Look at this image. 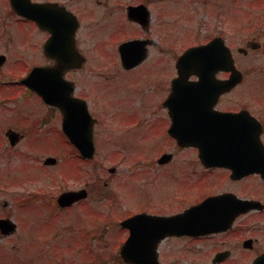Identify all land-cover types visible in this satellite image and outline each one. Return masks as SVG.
<instances>
[{"label": "rangeland", "instance_id": "rangeland-1", "mask_svg": "<svg viewBox=\"0 0 264 264\" xmlns=\"http://www.w3.org/2000/svg\"><path fill=\"white\" fill-rule=\"evenodd\" d=\"M152 17L148 31L154 42L148 50L150 59L126 71L118 58L114 61L105 56L106 59L90 61L76 76L78 90L96 118V154L92 161H81L69 146L62 152H50L58 158L53 166H42L40 160L49 152L31 150L26 142L21 149L0 151V216L14 219L18 226L14 235L0 238V264H53L55 260L59 264L57 256L63 258L64 264H122L118 249L128 232L119 221L138 212L143 203L173 192L170 179L167 180L173 178L172 174L162 180V173L158 175L148 163L145 165L146 159L153 160L164 138L163 123L151 122L152 115L148 113L166 86L172 55L180 54L187 46L222 36L245 77L223 102L227 106L257 107L264 118V0H176L172 12L153 13ZM122 32L114 28L110 36L120 33L118 40L144 35L143 30L133 27ZM88 39L97 41L96 36ZM247 42L258 45L251 48ZM239 47L245 48L246 54L239 53ZM102 49L111 52L105 45ZM155 59L163 60L161 70ZM2 118H6L4 114ZM2 122L8 124L9 120ZM2 130L0 125V143ZM53 137L50 130L42 129L33 139H47L49 150ZM28 150L31 151L25 155ZM113 166L115 171L110 172ZM163 176L167 177V173ZM81 186L89 192L85 200L58 215V211L52 212L53 201L48 202L47 196ZM34 191L45 192L42 199L51 205L43 202L41 211L39 207H19L18 199L29 197ZM189 193L180 190L179 197H190ZM174 201H163L164 210L180 207L184 202L183 198ZM45 219H49L48 226L40 221ZM250 223L251 220L240 222ZM59 229L62 236L50 241L49 236ZM181 243L173 238L160 242L162 264H211L212 250L194 246L185 251ZM241 248V244L235 248L230 259L233 262L228 264H250L251 253Z\"/></svg>", "mask_w": 264, "mask_h": 264}, {"label": "flooded vegetation", "instance_id": "flooded-vegetation-1", "mask_svg": "<svg viewBox=\"0 0 264 264\" xmlns=\"http://www.w3.org/2000/svg\"><path fill=\"white\" fill-rule=\"evenodd\" d=\"M175 2L176 0H0V125L3 126V142L0 143V151H11L18 147L21 149L27 143L31 150L36 148L40 150V153L49 152L47 156L45 154V157L40 160L42 166H53L58 162V158L51 155L50 152H62L65 151V147L69 146L71 152L78 155L80 160L83 161L79 149L70 142L63 129V110L44 102L36 91L22 83L23 78L36 68L54 66L58 59L69 60L71 65L68 70L62 73V76L72 82L74 88L72 97L84 98L78 90L76 76L85 70L88 63L106 59L105 56L114 60L118 58L120 61V54L114 52L116 49L115 40L120 33L111 37L110 31L114 28L123 32L130 27L141 29L144 31V35L134 36V38L151 41L148 45L149 50L154 45L153 39L148 33L153 23L152 14L165 11L172 12ZM106 29L107 31H104ZM94 36L97 37L96 42L88 39V37ZM104 45L106 50L111 52H103L102 47ZM147 56L148 52L143 61L149 58ZM178 56L176 53L172 55L170 73L166 86L163 88L164 91L162 90L156 105L149 112L152 115L150 117L151 122L159 120L163 123L164 138L156 149L153 160L146 159L145 163V165L148 163V166H151L150 169L156 170L158 175L162 173L160 175L162 180L172 174L173 178L167 180L170 179L168 184L172 185L170 188L174 195L171 196V194L167 197L168 192L160 199L154 198L149 203H143L138 212L161 216L172 215L202 202L207 197L225 193L254 202L250 210L235 218L232 227L228 230L164 238L182 240L181 245L184 246L183 250L185 251L194 248V246L212 250L211 264L233 262L230 259L234 250L241 244L242 251L251 253L249 256L251 257L250 264H252L254 259L264 252V179L256 171H250V173L240 178H234L231 175L230 167L217 165L214 162H237L239 167L248 170V159H245V156L251 155L252 162L254 158L261 160L258 155V147H254L253 144L249 146L248 144L247 148L240 150L208 149L209 154L218 155L220 158L218 160L210 158L205 161L201 157L202 152L205 150L182 146L174 136L168 133L173 118L178 119L179 116L185 117V121H188L187 126H190L183 127V132L196 129L206 130L207 140H219L218 132L223 129L216 121L217 114L207 109L208 102L203 105L206 107L205 109L198 110L189 109L195 105L192 103L184 104L182 110L176 108V101L171 102V109L169 103H166L165 99L171 92V82L178 74L176 65ZM155 61L160 63L157 69L161 70L163 60L155 59ZM237 67L241 69L239 65ZM40 72H44V70H40ZM90 72L92 71L90 70ZM227 76L228 72L225 71L216 73L217 78L225 79ZM190 78L195 80L196 76L191 75ZM244 80L245 77L242 81ZM239 85L240 83L235 85L229 92L221 94L214 103L213 108L216 111L232 113L242 111L243 113L238 119H250L252 116L260 120L257 107L242 104L227 106V103L223 102L224 98ZM197 106L202 105L198 104ZM2 114L6 118H2ZM69 114L73 117L75 112L71 110ZM2 120H9V123L4 124ZM190 121H192V124ZM194 123H196V126L193 125ZM42 129L50 130L54 136L49 150H46L48 147L47 139H33L34 136L39 135ZM174 129L179 130L178 127ZM10 131L14 132V137H12ZM261 139L264 144V132L261 134ZM31 150L26 151L25 155ZM227 155L236 156V158L226 160ZM46 158H54L53 163L45 164ZM166 167H168V170L165 169ZM109 171L114 172L115 167H110ZM166 173L167 177H164L163 175ZM223 183L230 186L225 187ZM82 189H85L88 197L87 187L81 186L63 190L55 196H47V201H53V205L42 199L45 192L36 193L35 191V193L32 192L31 195H28L29 197L18 199L17 204L19 207L32 206V209L39 207L41 211L42 203L44 202L45 205L48 203L54 208L52 212L58 211V215L59 211L77 206L87 198H76L69 206L63 207L59 205V196L67 191L78 192ZM180 190L183 192L189 190L190 197H179ZM172 197L175 201L171 199ZM180 198L184 200L180 207L164 210V203L170 201L177 203ZM163 201L164 203H162ZM132 214L134 213L127 214L123 218ZM12 220L16 225L15 229L8 234L0 232V238H8L15 234L18 226L17 222L14 219ZM107 220V222H110L111 218H107ZM243 220H251L252 223L240 224ZM40 221H45L44 224L47 226L50 223L49 219ZM110 223L112 224V222ZM56 224L58 226V223ZM123 228L128 232L127 238L131 230ZM61 236L62 231L59 229L54 235L49 236V240ZM125 239H123V242ZM246 239H249L248 242H246ZM160 242L157 243V252ZM246 245L247 247H244ZM57 258H60L58 260L59 264H64L62 262L63 258L59 256ZM55 261L53 264H56ZM121 263L126 264L122 261Z\"/></svg>", "mask_w": 264, "mask_h": 264}, {"label": "water", "instance_id": "water-1", "mask_svg": "<svg viewBox=\"0 0 264 264\" xmlns=\"http://www.w3.org/2000/svg\"><path fill=\"white\" fill-rule=\"evenodd\" d=\"M143 44L144 42L135 39L126 41L119 46L122 64L125 68L133 67L144 59L146 50L142 48ZM60 63L56 71H45L46 75L44 76L38 77L40 71L34 70L30 77L24 79L23 82L37 91L45 102L56 105L60 110H63L64 131L82 156L90 159L94 155L93 121L84 102L71 97L72 86L61 75L63 69L71 65L70 62L63 59ZM65 63L68 65L65 66ZM177 67L178 76L172 81V93L167 102L174 98V101L177 102L176 108L179 110L184 109L183 105L186 103L195 104L194 107L189 108L190 110L204 109L203 105L206 102L209 104L207 109H212V104L218 96L240 81L242 75L234 67L230 50L220 38L213 39L206 45L192 47L185 51L179 57ZM220 70H230L232 73L228 79L218 80L215 78V74ZM191 74H196L198 79L189 81L188 78ZM33 76L35 79H32ZM198 104L202 106L199 107ZM73 109L77 111V117L70 116L69 112ZM216 114L217 123L226 128V131L234 128L237 123L245 124L238 122L240 113L219 112ZM175 120L174 127H178L179 130H175L172 125L169 129L170 133L177 137L181 145H194L205 150L201 154L205 161L210 158L216 160L220 158L209 154L208 149H224L228 145L225 146V143L230 142L231 138L227 134H218L220 140L212 139L207 142L206 130L183 132L182 128L187 126L188 121H185V117L182 116ZM221 131L224 132L223 129ZM259 131V125L255 123L253 127L254 143L258 142V155L262 161L253 157L254 161L252 162L251 155L245 156V159H248V170L239 167L237 162L214 163L230 167L232 177H241L250 171H256L264 178V147L257 141ZM232 158L235 157L226 156V160ZM53 160L54 158H47L46 163H53ZM84 196H86L85 189L78 192L67 191L59 196V203L60 205H68L76 198H83ZM252 204L251 201L239 199L232 194H225L209 197L182 214L159 216L140 213L133 215L122 222V225L127 226L131 231L129 238L121 248V255L124 261L134 264H160L156 253V244L160 239L172 234L196 235L225 230L230 227L232 220L240 212L247 211L252 207ZM0 229L2 233H9L14 229V223L9 219H0ZM253 264H264V253Z\"/></svg>", "mask_w": 264, "mask_h": 264}]
</instances>
